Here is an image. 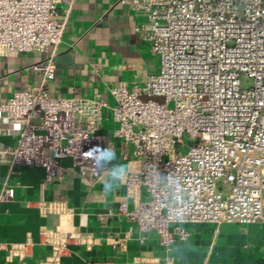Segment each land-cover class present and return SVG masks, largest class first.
I'll return each mask as SVG.
<instances>
[{"label":"built area","instance_id":"built-area-1","mask_svg":"<svg viewBox=\"0 0 264 264\" xmlns=\"http://www.w3.org/2000/svg\"><path fill=\"white\" fill-rule=\"evenodd\" d=\"M74 1L0 0V55L39 54L33 68L41 74L39 86L0 102V115L18 128L16 144L0 147V163L9 173L21 165L42 167L46 180L64 170L96 180L108 167H94L83 153L118 139L121 157H133L139 167L120 178L132 207L122 202L117 212L139 231L155 232L164 251L162 258H139L137 264H173L172 245L188 235L182 224L261 221L264 0H118L143 17L137 29L158 66L142 85L112 86V105L46 90ZM243 76L250 86L241 85ZM105 109L114 125L109 133L101 129ZM13 195L5 179L0 202ZM39 235L50 248L44 264H59L67 245L81 240L76 231L43 229ZM30 246L26 241L15 251L24 254Z\"/></svg>","mask_w":264,"mask_h":264},{"label":"crops","instance_id":"crops-1","mask_svg":"<svg viewBox=\"0 0 264 264\" xmlns=\"http://www.w3.org/2000/svg\"><path fill=\"white\" fill-rule=\"evenodd\" d=\"M142 20L118 0H75L56 47L54 78L45 83L48 94L105 98L112 105V86L142 85L158 66L143 30L137 29ZM39 58L33 52L0 55V102L14 91L39 86L41 74L33 68ZM113 126L105 109L101 129L109 133ZM17 137L18 128L0 115V147L14 146ZM109 147L116 157L96 180L76 170L46 180L42 167L21 165L9 173L8 165L0 163V188L5 179L14 188L13 198L0 202V264H44L50 248L40 242L43 229L80 233L81 240L67 245L59 264H137L139 258H162L155 232L139 231L117 212L122 202L132 207V199L111 172L118 165L136 170L139 163L121 157L118 139H111ZM104 181L112 185L107 191ZM139 196L144 199L145 192ZM182 226L188 235L172 245L173 264H264V218L249 224ZM26 241L30 248L17 253L15 248Z\"/></svg>","mask_w":264,"mask_h":264},{"label":"clouds","instance_id":"clouds-1","mask_svg":"<svg viewBox=\"0 0 264 264\" xmlns=\"http://www.w3.org/2000/svg\"><path fill=\"white\" fill-rule=\"evenodd\" d=\"M85 159H91L93 161V165L96 168H100L103 164L111 162L116 157V151L113 147L107 148H100L95 147L89 150L86 153H83ZM125 174V167L124 166H116L115 169L111 172V176L113 178H122ZM104 189L107 191L109 190L112 185L108 181H104Z\"/></svg>","mask_w":264,"mask_h":264},{"label":"rangeland","instance_id":"rangeland-1","mask_svg":"<svg viewBox=\"0 0 264 264\" xmlns=\"http://www.w3.org/2000/svg\"><path fill=\"white\" fill-rule=\"evenodd\" d=\"M252 83H251V80L250 79H248V78H246V77H242L241 78V85L243 86V87H248V86H250ZM154 100H156V101H161L162 99L161 98H159V97H155V98H153ZM218 185H219V187L221 188V189H226L225 188V186H224V184L222 183V179L220 178V179H218Z\"/></svg>","mask_w":264,"mask_h":264}]
</instances>
